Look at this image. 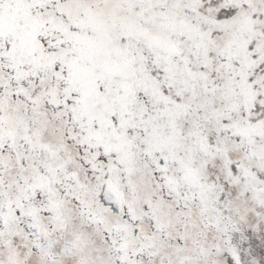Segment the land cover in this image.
<instances>
[{"label":"snow or ice","instance_id":"1","mask_svg":"<svg viewBox=\"0 0 264 264\" xmlns=\"http://www.w3.org/2000/svg\"><path fill=\"white\" fill-rule=\"evenodd\" d=\"M0 264H264V0H0Z\"/></svg>","mask_w":264,"mask_h":264}]
</instances>
